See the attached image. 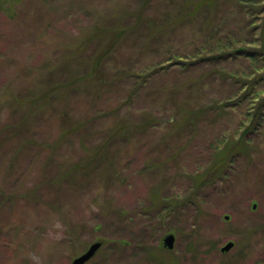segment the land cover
Listing matches in <instances>:
<instances>
[{"label":"rangeland","instance_id":"374dc122","mask_svg":"<svg viewBox=\"0 0 264 264\" xmlns=\"http://www.w3.org/2000/svg\"><path fill=\"white\" fill-rule=\"evenodd\" d=\"M193 1L0 0V264H264V139L209 175L237 110L167 67L225 17Z\"/></svg>","mask_w":264,"mask_h":264},{"label":"trees","instance_id":"16d2710c","mask_svg":"<svg viewBox=\"0 0 264 264\" xmlns=\"http://www.w3.org/2000/svg\"><path fill=\"white\" fill-rule=\"evenodd\" d=\"M198 2L200 6H197L199 4L195 1L190 2V7L185 12L193 14L203 6L204 14L213 15L209 7H214L216 0L215 2L198 0ZM219 3L225 17L214 13L215 24L206 22L209 23L206 26L208 32L203 31L201 48L190 54L175 53L174 61L169 57L166 59L173 61L167 67L174 64L179 69L186 68L187 64L193 62L191 65H194L196 70H200L198 71L200 74L196 75L193 82L198 81L201 85H205L207 96L212 92L216 93L217 98H213L216 100L214 104L212 100H207L206 107L186 109L184 114L188 112V115L197 118L205 111H212L216 113L217 119L219 111H224L226 117L234 109L237 110L231 131L226 130L231 136L227 138L223 135L221 147L218 146L213 151L216 154L220 152L221 162L218 159V165L210 167L212 170L209 175H220L221 163L230 155L232 157H235L233 154L243 155L248 160L254 149L250 146L252 138L255 137L258 141L264 139V0H222ZM235 13L240 20L234 21V18L229 26L226 25L225 21ZM230 27H235L233 33L229 31ZM187 58L191 60L186 64ZM97 63L96 59L90 73L95 71ZM164 68L166 67L162 65L158 67L159 70ZM51 91L53 88L47 87L42 94L46 95ZM251 133H254V136L250 137Z\"/></svg>","mask_w":264,"mask_h":264},{"label":"water","instance_id":"95a60500","mask_svg":"<svg viewBox=\"0 0 264 264\" xmlns=\"http://www.w3.org/2000/svg\"><path fill=\"white\" fill-rule=\"evenodd\" d=\"M254 205L255 204H253V206ZM174 240H175V236L173 233L171 232L166 233L161 239L162 248L168 250L172 249L174 246ZM100 246H101V241H94L90 243L81 254H79L78 256L74 257L71 260L70 264H84L95 255V253L97 252ZM232 246H233V241H227L224 245L220 247V251L222 252L227 251Z\"/></svg>","mask_w":264,"mask_h":264}]
</instances>
